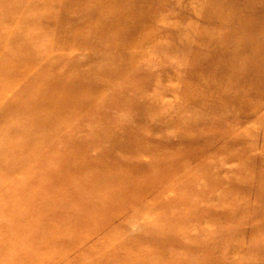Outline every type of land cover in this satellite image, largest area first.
<instances>
[{"label":"rangeland","instance_id":"obj_1","mask_svg":"<svg viewBox=\"0 0 264 264\" xmlns=\"http://www.w3.org/2000/svg\"><path fill=\"white\" fill-rule=\"evenodd\" d=\"M0 264H264V0H0Z\"/></svg>","mask_w":264,"mask_h":264}]
</instances>
